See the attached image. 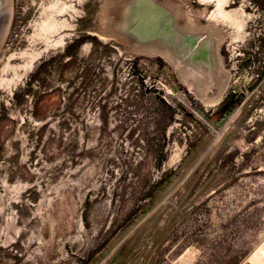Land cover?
Returning a JSON list of instances; mask_svg holds the SVG:
<instances>
[{
	"label": "rangeland",
	"instance_id": "374dc122",
	"mask_svg": "<svg viewBox=\"0 0 264 264\" xmlns=\"http://www.w3.org/2000/svg\"><path fill=\"white\" fill-rule=\"evenodd\" d=\"M11 5L0 51V264H264V0H231L244 27L216 30L228 84L219 99L211 80L205 100L147 47L196 12L206 10L193 20L207 28L212 5ZM53 5L67 6L54 14L64 25L45 33Z\"/></svg>",
	"mask_w": 264,
	"mask_h": 264
},
{
	"label": "bare ground",
	"instance_id": "6f19581e",
	"mask_svg": "<svg viewBox=\"0 0 264 264\" xmlns=\"http://www.w3.org/2000/svg\"><path fill=\"white\" fill-rule=\"evenodd\" d=\"M199 1L203 4L214 6L213 13L209 18H207L209 19L208 20L209 25H207L208 26L207 28L204 27L205 29H201L197 26L198 24H196V21L194 22L195 18L197 17L204 18L206 14V10L202 12H196L194 13L195 15L193 14L189 15L194 20L191 18L190 20L188 19V22L184 27L182 28L178 27V30L174 31L173 29L170 33H166L162 35L160 37L161 41L159 42L158 49L153 47V45L151 44L149 47L147 46L146 47L147 49L153 51L154 53L157 54L160 53L169 62L173 63L174 65H177L178 66L177 72L178 75H180L182 81L196 86L197 88L194 89V92L197 96L200 97V99L204 98V96L206 95L205 89L208 88L209 85L213 84V83L211 84V80L217 79L218 82H220L219 83L220 93L218 97L220 99L224 94L225 90L227 89L228 81L221 82L219 78V73H220L219 62L216 56L217 47L215 48V42L217 41L216 30L221 25L225 27H232L237 31L242 30L244 27L245 14L243 11H239V10L228 11L227 8L231 7V0H199ZM6 3L8 4L6 8L7 10H9V19L5 30L3 29V31L0 32V51L8 35L9 27L11 23V16H12L11 0H0V7L1 5ZM51 10L52 13L42 24V31L45 33H51L54 30L56 31V29L60 25H64L62 23H59L60 21L58 22L54 18V14L57 13L61 14L65 12L67 10V6L66 8L58 9L56 5H53L51 6ZM223 29H220V31ZM56 44L62 46L65 45L64 40L62 38L59 41H57ZM183 57L185 59L189 58L190 62L188 64L183 63L184 65L180 66L178 63L179 60H181ZM33 60L34 58L32 59L30 66L33 64ZM190 79L192 81H190ZM216 101L217 98H214L209 100L207 99L206 102L212 104L215 103ZM258 253L264 255V246Z\"/></svg>",
	"mask_w": 264,
	"mask_h": 264
},
{
	"label": "water",
	"instance_id": "95a60500",
	"mask_svg": "<svg viewBox=\"0 0 264 264\" xmlns=\"http://www.w3.org/2000/svg\"><path fill=\"white\" fill-rule=\"evenodd\" d=\"M6 6H8L7 3L0 7V32L3 31V29L5 30L9 19V10H7Z\"/></svg>",
	"mask_w": 264,
	"mask_h": 264
}]
</instances>
